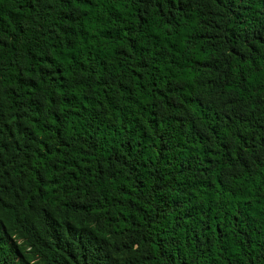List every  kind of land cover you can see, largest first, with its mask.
Masks as SVG:
<instances>
[{
	"label": "trees",
	"instance_id": "obj_1",
	"mask_svg": "<svg viewBox=\"0 0 264 264\" xmlns=\"http://www.w3.org/2000/svg\"><path fill=\"white\" fill-rule=\"evenodd\" d=\"M0 264H264V0H0Z\"/></svg>",
	"mask_w": 264,
	"mask_h": 264
}]
</instances>
